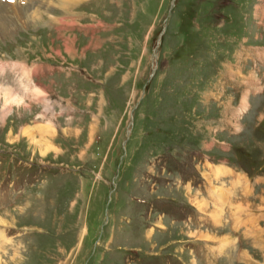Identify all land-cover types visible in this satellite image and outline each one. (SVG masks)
I'll return each mask as SVG.
<instances>
[{"label": "rangeland", "instance_id": "374dc122", "mask_svg": "<svg viewBox=\"0 0 264 264\" xmlns=\"http://www.w3.org/2000/svg\"><path fill=\"white\" fill-rule=\"evenodd\" d=\"M262 119L264 0H0V264H264Z\"/></svg>", "mask_w": 264, "mask_h": 264}, {"label": "bare ground", "instance_id": "6f19581e", "mask_svg": "<svg viewBox=\"0 0 264 264\" xmlns=\"http://www.w3.org/2000/svg\"><path fill=\"white\" fill-rule=\"evenodd\" d=\"M62 1V0H61ZM67 1H69V0H67ZM7 93H8V91H7ZM4 95V94H3ZM6 95H8V94H6ZM10 95V94H9ZM5 97V96H4ZM7 97V96H6ZM16 97V96H15ZM7 102H9V101H7Z\"/></svg>", "mask_w": 264, "mask_h": 264}, {"label": "trees", "instance_id": "16d2710c", "mask_svg": "<svg viewBox=\"0 0 264 264\" xmlns=\"http://www.w3.org/2000/svg\"><path fill=\"white\" fill-rule=\"evenodd\" d=\"M263 121H264V119H263ZM262 124L264 125V122H262Z\"/></svg>", "mask_w": 264, "mask_h": 264}]
</instances>
